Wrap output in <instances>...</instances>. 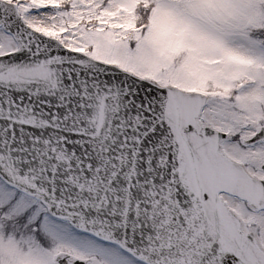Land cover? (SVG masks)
I'll use <instances>...</instances> for the list:
<instances>
[{
    "label": "snow or ice",
    "instance_id": "6c2138e0",
    "mask_svg": "<svg viewBox=\"0 0 264 264\" xmlns=\"http://www.w3.org/2000/svg\"><path fill=\"white\" fill-rule=\"evenodd\" d=\"M0 264H264V0H0Z\"/></svg>",
    "mask_w": 264,
    "mask_h": 264
}]
</instances>
